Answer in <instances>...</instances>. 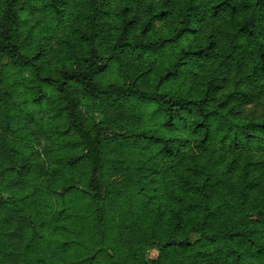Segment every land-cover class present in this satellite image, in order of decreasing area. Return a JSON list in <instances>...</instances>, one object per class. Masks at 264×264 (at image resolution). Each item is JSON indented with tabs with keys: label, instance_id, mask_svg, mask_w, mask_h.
<instances>
[{
	"label": "trees",
	"instance_id": "obj_1",
	"mask_svg": "<svg viewBox=\"0 0 264 264\" xmlns=\"http://www.w3.org/2000/svg\"><path fill=\"white\" fill-rule=\"evenodd\" d=\"M0 59V264H264V0H0Z\"/></svg>",
	"mask_w": 264,
	"mask_h": 264
},
{
	"label": "rangeland",
	"instance_id": "obj_2",
	"mask_svg": "<svg viewBox=\"0 0 264 264\" xmlns=\"http://www.w3.org/2000/svg\"><path fill=\"white\" fill-rule=\"evenodd\" d=\"M43 16L41 14L36 15V17H29V14L24 15V20L26 24V28L28 30L35 29L34 34H35V42H38L40 40H43L45 35L43 34V28L48 24V22H45L43 19ZM55 26H53L54 29ZM52 30V29H51ZM59 32V31H58ZM54 34H48L47 36L50 38V44H54V36L58 33ZM107 47L104 45L103 49H106ZM169 53V51H167ZM170 54V53H169ZM159 59V62L162 63L165 61V59L161 60L163 58V55H160L157 57ZM154 60V58H152ZM7 64L6 60H1L0 59V71L2 70V67ZM125 73H123L120 68L114 64L111 65V67L100 77V83L105 85V86H110V87H116V88H121L123 84L125 83ZM129 82V80L127 81ZM181 82H175L169 84L166 88L162 89V94L163 95H170L173 97L179 96L181 92ZM131 108H137L136 110L140 109L141 112L145 113L144 114V126L146 128L150 127H155L156 124H158L157 120H150L152 118V111L154 110V107H148L147 105H136L132 106ZM251 109L247 108L244 111L249 112ZM85 119L88 122H103L102 116L95 110V102L92 100L91 103H88L84 106L82 110ZM34 118L37 120L38 123L43 125L41 121L48 122V120L52 117L51 115L47 114L44 109H34V112H31ZM119 132V131H118ZM121 133V132H120ZM108 134H111V131H109ZM33 148L36 149L35 146ZM194 240H199V236L195 235L193 236ZM159 259V251L157 248H152L149 249L146 253V260L150 264L151 261H157Z\"/></svg>",
	"mask_w": 264,
	"mask_h": 264
}]
</instances>
